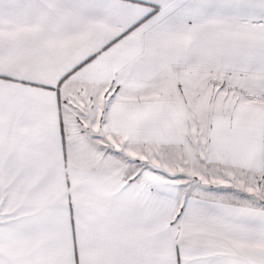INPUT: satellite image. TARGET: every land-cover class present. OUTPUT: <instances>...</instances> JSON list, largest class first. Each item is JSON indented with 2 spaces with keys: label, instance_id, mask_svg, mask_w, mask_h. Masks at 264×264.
<instances>
[{
  "label": "snow or ice",
  "instance_id": "snow-or-ice-1",
  "mask_svg": "<svg viewBox=\"0 0 264 264\" xmlns=\"http://www.w3.org/2000/svg\"><path fill=\"white\" fill-rule=\"evenodd\" d=\"M0 264H264V0H0Z\"/></svg>",
  "mask_w": 264,
  "mask_h": 264
}]
</instances>
